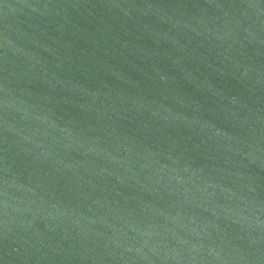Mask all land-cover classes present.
<instances>
[{
  "label": "water",
  "instance_id": "water-1",
  "mask_svg": "<svg viewBox=\"0 0 264 264\" xmlns=\"http://www.w3.org/2000/svg\"><path fill=\"white\" fill-rule=\"evenodd\" d=\"M0 264H264V0H0Z\"/></svg>",
  "mask_w": 264,
  "mask_h": 264
}]
</instances>
